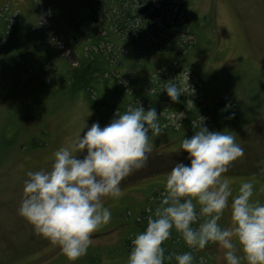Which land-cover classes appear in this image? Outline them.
<instances>
[{
    "label": "rangeland",
    "instance_id": "obj_1",
    "mask_svg": "<svg viewBox=\"0 0 264 264\" xmlns=\"http://www.w3.org/2000/svg\"><path fill=\"white\" fill-rule=\"evenodd\" d=\"M82 4L83 0H0V6L10 14V25H24V30L32 26L31 36L25 31L24 37H11L3 47L0 45V264H93L88 258L95 251L100 253V259H96L100 264H127V258H111V247L127 233V225L117 224L113 214L132 213L149 195L154 196L149 201L155 204L152 192L162 195L167 174L175 164L188 163L184 159L187 153L180 149V138L170 135L173 130L151 137L152 152L146 165L121 182L123 195L119 199H104V206L112 213L111 221L92 234L93 243L86 255L74 262L58 246L35 234L18 214L26 173L50 169L55 151L83 134L92 123L103 127L106 120L107 111L100 110L102 107L97 109L83 94L75 96L62 86L61 76L51 70L49 62L76 65L74 44L64 31L74 22L73 8L78 12ZM191 6L208 17L209 25L202 29L194 54L209 60L203 61L201 70L180 72L199 100L203 84L198 80H205V74L212 79L221 77L208 87L216 86L217 95L234 96L239 111L247 114L248 118L236 122L234 129L224 130L235 137L244 155L231 164L223 178L230 180L233 195L242 181L253 180V199L264 203V0H196ZM2 24L0 21V32ZM35 34L41 39L36 45L32 40ZM15 55H24L27 62L16 60ZM212 71L230 73L222 76ZM184 116L183 112L169 115L178 124L172 128L180 129L178 120ZM230 223L229 208L220 224L228 227ZM206 250L208 264H226L224 250L218 245L208 244ZM237 255L243 257L238 244ZM202 258L201 254L196 264L205 262ZM241 264L246 261L242 259Z\"/></svg>",
    "mask_w": 264,
    "mask_h": 264
},
{
    "label": "clouds",
    "instance_id": "obj_2",
    "mask_svg": "<svg viewBox=\"0 0 264 264\" xmlns=\"http://www.w3.org/2000/svg\"><path fill=\"white\" fill-rule=\"evenodd\" d=\"M186 83L187 88L177 80L164 81L160 91L179 102L182 94L195 92ZM204 119L193 122L194 135L181 140L188 163L179 161L167 174L158 205L146 217L144 230L131 239L127 264H195L191 251L166 249L173 231L189 249L218 245L226 264H241L242 259L264 264V203L253 199L254 181H242L233 195L230 180L223 178L244 149L233 135L210 131ZM169 124L178 127L173 118ZM167 126L155 108L145 110L138 101L118 110L104 127L92 123L53 153L50 169L26 173L18 214L68 260H78L92 245V234L111 221L104 199L123 195L121 182L146 165L151 137ZM229 208L230 226L222 227ZM237 244L243 257L237 255Z\"/></svg>",
    "mask_w": 264,
    "mask_h": 264
},
{
    "label": "trees",
    "instance_id": "obj_3",
    "mask_svg": "<svg viewBox=\"0 0 264 264\" xmlns=\"http://www.w3.org/2000/svg\"><path fill=\"white\" fill-rule=\"evenodd\" d=\"M195 1L83 0L82 9H78L76 13V8H73L75 19L72 27L69 26L64 31L74 44L76 65H58V61L51 60V70L54 68L53 72L61 76L60 82L69 93L75 96L83 94L86 102L107 111L106 120L102 122L103 127L114 118L118 110L123 112L138 101L145 110L152 107L160 113L161 124L168 125L163 133H166V129H171L174 134L170 135L179 137L180 140L194 135L196 129L193 128V122L199 121L201 117L206 118L204 124L211 131L232 130L236 122L246 120L247 114L239 111L234 96L227 93L217 95L216 86L208 87V83L217 84L221 77L212 79L205 74V80H198L203 84L200 87V100L194 94H182L179 102H172L164 91H160V86L168 80H177L185 86L187 83L180 70H201L203 61L209 60L208 57L194 54L200 42L199 37L203 35L202 29L209 25L206 15L202 16L192 10L191 4ZM8 16L10 14L0 6V21H3L0 32L2 47L9 38L24 37L25 31L30 33L31 25L28 30H24V25L21 24L10 25ZM36 35L32 38L34 45L41 40ZM17 57L18 55L14 56L15 59ZM16 60L27 62L24 55ZM212 72L222 76L230 73ZM165 73L171 75L170 78ZM175 73L178 75L175 76ZM262 91L263 96L264 86ZM182 112L185 116L178 120L181 128L176 130L170 126L168 116ZM152 195L157 199L155 204L150 203L149 199L154 196L149 195L142 206H138L132 213L116 211L113 214V220L117 224L127 225V233L111 247L112 254L108 250L107 254H111V258H127L128 255L124 252L129 253L131 239L144 230L146 217L161 198L160 192H152ZM164 246L172 252L191 251L195 264L199 262L201 254L205 260L203 264L210 263L206 253L207 246L200 250L201 253L196 249H189L175 231L164 242ZM104 250L107 251V247ZM94 254L96 255L93 256ZM89 256L87 258L91 263L100 264L96 260L101 257L99 252L95 251Z\"/></svg>",
    "mask_w": 264,
    "mask_h": 264
}]
</instances>
